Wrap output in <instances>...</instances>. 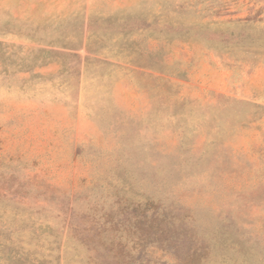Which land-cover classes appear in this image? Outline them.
Listing matches in <instances>:
<instances>
[{
  "label": "rangeland",
  "instance_id": "obj_1",
  "mask_svg": "<svg viewBox=\"0 0 264 264\" xmlns=\"http://www.w3.org/2000/svg\"><path fill=\"white\" fill-rule=\"evenodd\" d=\"M0 264H264V0H0Z\"/></svg>",
  "mask_w": 264,
  "mask_h": 264
}]
</instances>
